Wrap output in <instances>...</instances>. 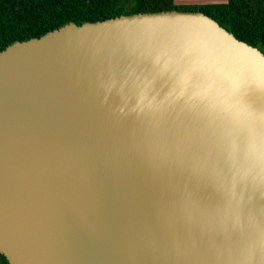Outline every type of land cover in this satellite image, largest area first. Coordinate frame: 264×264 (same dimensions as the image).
<instances>
[{"label":"water","instance_id":"water-1","mask_svg":"<svg viewBox=\"0 0 264 264\" xmlns=\"http://www.w3.org/2000/svg\"><path fill=\"white\" fill-rule=\"evenodd\" d=\"M0 254L264 264V53L177 10L1 50Z\"/></svg>","mask_w":264,"mask_h":264},{"label":"trees","instance_id":"trees-1","mask_svg":"<svg viewBox=\"0 0 264 264\" xmlns=\"http://www.w3.org/2000/svg\"><path fill=\"white\" fill-rule=\"evenodd\" d=\"M203 12L264 53V0L178 5L176 0H0V51L66 24L82 25L123 15L163 11ZM0 264H10L0 254Z\"/></svg>","mask_w":264,"mask_h":264},{"label":"rangeland","instance_id":"rangeland-1","mask_svg":"<svg viewBox=\"0 0 264 264\" xmlns=\"http://www.w3.org/2000/svg\"><path fill=\"white\" fill-rule=\"evenodd\" d=\"M227 0H176L178 5H201L208 3H225Z\"/></svg>","mask_w":264,"mask_h":264}]
</instances>
